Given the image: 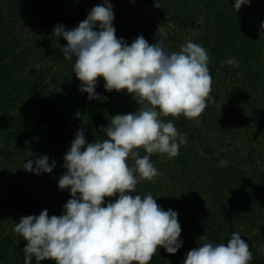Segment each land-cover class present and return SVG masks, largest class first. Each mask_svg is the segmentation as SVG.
I'll list each match as a JSON object with an SVG mask.
<instances>
[{"label": "trees", "instance_id": "trees-1", "mask_svg": "<svg viewBox=\"0 0 264 264\" xmlns=\"http://www.w3.org/2000/svg\"><path fill=\"white\" fill-rule=\"evenodd\" d=\"M91 1L97 2V0H0V111L9 114L12 112L10 108L18 111L20 106H24L27 114L26 117L14 115L9 120L0 119V134L5 139V145L0 151L10 162L16 163V156L27 159L28 153L33 154L32 147L38 143L36 130L42 126L51 147L45 145L46 150L40 156L47 155L50 163L52 160L56 161L53 172L45 174L58 180L66 171L63 167L64 155L70 149L79 130L85 132L88 143L95 142L104 135L102 129L108 126L111 117L135 113L139 109L135 101L126 98V92L121 94L112 91L117 93V98L111 95L112 92L106 94L96 88L100 98L89 100L88 94L80 91L79 83L78 85L65 79V73L50 76L52 68L36 67L38 55L37 49L33 46L35 44L23 46L20 36L22 30H19L24 28L20 23L26 19L22 15L27 14L31 19L43 20L47 26L46 31L39 29L35 24L30 28L42 43L53 48L52 40L59 38L53 35L55 27L57 25H63L66 29L77 27L70 15H88L94 8ZM141 1L144 4L142 12L150 8L157 15V11L161 10L163 17L167 18H165L167 24L175 22L186 26L200 18L203 19L204 29L196 37L195 43L201 44L208 52L210 58L208 67L212 81L222 84L224 77L228 78L233 69L232 79L239 83L237 87L239 96L235 95L236 101L230 105L231 117L234 118L235 105H238L240 99L248 98L253 93L264 97V33L260 35L261 24H264V0H256L252 6L246 4L250 8L245 9L242 6L238 12L234 8L236 0H193L192 5L191 0H160L162 8L155 7V0ZM65 6L69 13L62 9ZM113 23L117 38L125 40L127 29L125 30L124 23L120 21ZM59 39L64 40L62 37ZM168 41L170 42L166 44L167 50L178 51L177 37H170ZM57 45L54 47L55 54L62 61L73 65L74 60L65 59L63 47L59 43ZM230 57L239 61L238 68L221 64V61ZM236 75L238 77L233 78ZM57 77L61 87L52 94V90L58 84ZM104 83L103 77H99L97 84L104 86ZM39 86L42 88L36 91ZM226 98L230 99L228 95ZM163 119L170 120L169 117ZM175 120L178 122V124L174 122L176 128H181L182 119L176 117ZM235 124L239 129L249 128L244 113L229 123V133L236 130ZM195 132L189 131L187 136L190 140L194 139ZM190 143L189 149L188 145L184 144L180 145L183 147H179L175 165L180 170L176 180L181 183L173 192L179 199L176 201L180 206L178 216L187 220L179 221L183 246L174 255L167 253L162 247L159 248L149 264H183L186 254L199 247L194 237L199 240L201 234L202 237L205 234L210 242L218 244L227 236L221 242L226 243L233 232H239L242 237L240 227L251 228V224L256 228V235L253 237L252 248L254 258L249 264H264V165L261 167L257 163L264 157V150L256 155V149L253 151L246 142L242 149L238 147L228 150L220 149L222 147L218 149L209 142L203 147L201 154L191 141ZM139 151L141 156L146 154L143 148ZM190 152L193 156H190ZM153 157L156 158L158 155H151V161L157 167ZM29 158H33V155ZM221 160H228L229 164L225 168H220L217 165ZM132 161L129 160L130 164ZM161 175L159 172V179L140 182L136 194L143 197L151 193L154 198L159 196L167 203V187L164 184L170 181L164 179L166 183L162 182L164 175L160 178ZM185 180L188 181L187 189L183 182ZM63 192L71 195L69 190ZM165 203L161 202L160 207L164 210L171 208ZM52 209H55V206ZM43 210L40 201L32 196H2L0 227L4 229L11 226L13 235L10 233L5 237L0 234V264L8 261L10 246L14 240L17 241L15 246L18 250L13 251V254L16 252L20 255V261H16L15 264H24L23 249L27 241L14 231V226L20 222L21 217L38 216ZM61 214L62 212L56 213L57 216ZM189 237L194 242L189 240ZM11 260L13 262V259ZM33 264H36L35 258ZM41 264L54 262L43 261Z\"/></svg>", "mask_w": 264, "mask_h": 264}, {"label": "clouds", "instance_id": "clouds-1", "mask_svg": "<svg viewBox=\"0 0 264 264\" xmlns=\"http://www.w3.org/2000/svg\"><path fill=\"white\" fill-rule=\"evenodd\" d=\"M250 2L236 0L234 8L238 12ZM155 7L162 8L160 0H155ZM114 18L112 3L104 0L78 27L57 25L53 35L67 41L63 57L74 60L80 91L89 100L100 98L96 87L103 77L106 91L126 92L139 109L111 117L95 142L88 143L83 130L77 132L64 155L66 171L58 180L59 189L71 194L62 214L50 217L44 209L38 216L21 217L14 226L27 241L24 264H33V258L36 264H149L159 248L174 255L183 246L178 213L164 210L151 193L142 197L136 190L140 182L159 176L152 154L172 159L187 143L174 122L163 118L182 114L199 123L211 91L210 58L191 40L179 51H168L167 33L159 32L153 44L143 35L129 44L117 38ZM261 29L262 34L264 24ZM221 64L239 67L234 57ZM31 156L28 153L23 164L28 172L51 174L56 167L47 155ZM228 164L221 160L217 166ZM199 241L204 242L186 254L183 264H249L254 258L239 232L226 243H212L207 235Z\"/></svg>", "mask_w": 264, "mask_h": 264}, {"label": "rangeland", "instance_id": "rangeland-1", "mask_svg": "<svg viewBox=\"0 0 264 264\" xmlns=\"http://www.w3.org/2000/svg\"><path fill=\"white\" fill-rule=\"evenodd\" d=\"M117 1H118L117 3L116 2L112 3L114 10V17H115L114 21H120L121 23H124L125 30L127 29L125 35L127 36V38H125V40L129 44H131L132 41L140 35H143L146 38V40L149 42V44H153L156 42L158 38V33L160 32V33H167V39L165 41V45L167 44V42H170L168 41L170 37H177L178 45H176V47L179 51L180 46L186 43L188 40L195 42L196 37L200 35L202 30L204 29V22L202 18L198 19L197 21H194V23H189L186 26H182L179 23L175 24V22L167 24L166 23L167 18L163 17V12L161 10L157 11L158 13L157 15L150 8L148 11L142 12L141 10L144 8V4L141 0H117ZM257 1L251 0L249 5L252 6ZM192 2L193 0L190 1L191 5ZM103 3L104 0H97V2L91 1L93 7H95L98 4L102 5ZM243 7L245 9L250 8L247 5H243ZM259 7L261 9V6ZM62 9L65 10L67 13H69L68 8L66 6L63 7ZM12 13L15 12L12 11ZM13 16H15V14ZM87 16L88 15L82 14V16H80V14H77V15H70V18L76 23L78 27L79 23L85 20ZM22 17L26 19L25 21L23 20L20 23V26H23L24 28L21 27L22 29L20 30L18 29V30L19 31L22 30L20 36L23 40L22 41L23 46L26 44H35L33 46L35 47V49H37V55H38V62L36 64V67H40V66L46 68L50 67L52 68V72L50 73V76L55 73L56 75L58 73L59 74L65 73L64 74L65 79L67 80L69 79L76 84L78 83L81 84V81L75 76L73 65L62 61L60 57H58L55 54L54 47L58 43L61 47H65L67 46V41L66 40L60 41V39L58 38L54 41L52 40L53 48L48 47V45H45L44 43L41 42V39L38 37V35L35 32H33L32 29L30 28L32 24H35V26L36 27L38 26L39 29L46 31L47 26L44 24L43 20H35L34 18L31 19L27 14L22 15ZM39 22H43V23H39ZM170 24L173 25V27H170L169 26ZM50 36L52 35L50 34ZM232 71L233 69H231L230 76L228 78L224 77L222 84L220 83L217 84L216 82L212 81L211 91L209 97L207 98L206 108L201 113L200 117L197 118L199 120V123L195 122V120L192 121L187 120L182 114L179 117H177L182 119V126L181 128H177V130L180 134L185 135L187 143H185L184 145L185 146L188 145V149L191 146L190 143L191 141L199 150V153L201 154H203L202 153L203 147L207 145V143L209 142L215 145L218 149L219 147H222L220 149L224 148L226 150L232 148H238V147L242 149L243 145H245L244 143L246 142L253 151H255L256 149L255 152L256 155L259 151L264 150V97H260V95H258L257 93H253L248 98L240 99L238 105H235V116L234 118L231 117L232 110L230 109V105H233L234 102L236 101L234 96L235 95L239 96V92L237 88L239 87V83L236 82V80L234 81L232 79L233 76ZM237 75L239 74L237 73ZM237 75L234 76L233 78L238 77ZM59 83L60 82L58 79V84L55 87V89L52 90V94L56 92L58 87H61ZM39 88H42V86H39L35 90L39 91ZM96 88H98L103 93L106 94L108 93V91H106L104 86H102L101 84H97ZM111 95L117 97L116 92H112ZM226 95H228V97L230 98L229 100H227ZM126 98L132 100V98H130V95L128 94L126 95ZM132 104L133 103H131L130 105L132 106ZM10 109L12 112H10L9 114L1 113L0 111V119L4 118L9 120L14 115H17L19 117L27 116L26 109L24 108V106H20V108H18V111L13 110L12 108ZM241 113L245 114V117L247 118V125L249 126V128L247 130L239 129V126L235 124L234 127L236 130L229 133V128H230L229 123H231V121L233 120L235 121ZM175 118L176 117H169V119L172 120L173 122L176 121ZM176 123L178 124L177 121ZM44 131L45 129L42 126L38 127V129L36 130L37 132L36 137L38 143L32 147L33 158L38 157L42 153H44L46 150V146L51 147V142H49V140L46 138V134ZM189 131L191 132L196 131L194 135L195 137H193L194 139L190 140L188 138L189 136L187 135ZM249 132H252V134H249ZM4 145H5V139L0 134V149H2ZM181 147L183 146H180V148ZM157 155L158 157L156 158L153 157V161L157 165L156 168L159 170L160 174L162 173V175H164L163 181L162 179L161 181L165 183L167 180L170 181V183L164 184L167 187L166 188V192H167L166 200H168L167 203L162 201L159 198V196H157L156 199L157 200L159 199L157 201L158 202L157 204L160 206L161 202L165 203L166 205H168L178 213L180 212L179 210L180 206L176 201H178L179 199L173 194L174 189L178 188L181 183L179 182V180H176V176L180 175L179 167L175 165L177 163L178 158L177 156L172 159L163 157L165 158V160H162L161 154H157ZM190 156H193L192 152H190ZM15 158L17 159L16 163H14V161L10 162L8 159L5 158V156L0 151V199L2 198L3 195H16L20 197L32 196L36 200L40 201L44 209L48 210L50 217L52 215H56L57 212H62L63 206L71 198V195L66 194L65 192L59 189L58 179H55L51 176L47 177L45 173L42 175H35L31 172H28L23 169V164L26 159H23L19 156H16ZM131 163L134 164V160ZM257 163L262 167L264 165V157L262 158V160L258 161ZM194 171H196V168H194ZM169 172L171 173L168 174ZM162 175L160 176V178H162ZM157 179H159V177H157ZM164 179H166V181H164ZM183 182L186 185L185 189H187L188 181L185 180ZM115 198H118V194L117 197H113V198L106 197L105 201L107 202L110 199H115ZM54 206L55 209H52ZM178 219L181 222L187 221L180 216H178ZM250 226L251 228L240 227V232L242 233V239H244L245 242L249 244L250 251H252V248L254 247L253 237L256 235V228L252 227V224ZM10 228L11 226H6V228L4 229L0 227V234L6 237V235L11 233ZM11 235L13 234L11 233ZM226 237L227 236H225V238ZM225 238H223V240ZM194 239H195L194 241L196 242V244L198 243V245L199 243L204 242L197 240L195 237ZM189 240H192V238L189 237ZM16 243H17L16 240H14L11 243L8 261L5 262V264H15L16 261L17 262L20 261V255L17 254L16 252L15 254H13V251L18 250L16 249L15 246ZM11 259H13V262Z\"/></svg>", "mask_w": 264, "mask_h": 264}]
</instances>
